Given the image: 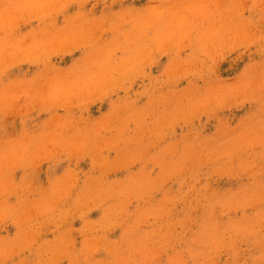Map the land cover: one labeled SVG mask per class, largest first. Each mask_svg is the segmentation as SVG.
Wrapping results in <instances>:
<instances>
[{
    "label": "rangeland",
    "instance_id": "obj_1",
    "mask_svg": "<svg viewBox=\"0 0 264 264\" xmlns=\"http://www.w3.org/2000/svg\"><path fill=\"white\" fill-rule=\"evenodd\" d=\"M0 264H264V0H0Z\"/></svg>",
    "mask_w": 264,
    "mask_h": 264
}]
</instances>
